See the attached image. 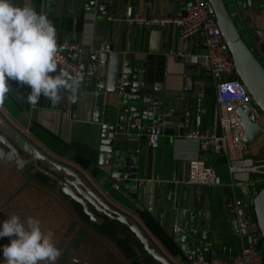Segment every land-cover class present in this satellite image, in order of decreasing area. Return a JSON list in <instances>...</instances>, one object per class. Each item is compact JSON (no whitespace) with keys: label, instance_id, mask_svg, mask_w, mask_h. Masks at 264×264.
I'll list each match as a JSON object with an SVG mask.
<instances>
[{"label":"crops","instance_id":"crops-1","mask_svg":"<svg viewBox=\"0 0 264 264\" xmlns=\"http://www.w3.org/2000/svg\"><path fill=\"white\" fill-rule=\"evenodd\" d=\"M187 1L13 0V3L21 7L28 4L37 12L46 13L56 27L57 42L71 40L77 43L81 48L80 58L86 52L97 51L101 44L107 43L110 45L109 53H118L122 59L133 63L144 86L149 89L157 87L160 98L168 95L172 104L175 99L179 101L178 118L182 113L184 122L180 123L176 118L173 124H177L178 128L183 126L184 133L175 135L156 132L158 146L154 149L148 144L151 133L143 132L144 123L135 126L125 120L123 132L118 134V139L133 152L137 160L133 185L117 183L98 165L102 127L105 123L114 125V121L108 118V112L109 104L116 102L106 95L102 120L99 122L95 113L94 91L86 88V76L76 93L75 102L67 100L65 96L59 105H53L51 101L41 97L38 105L32 106L26 102L31 89L17 81L8 80L10 93L0 108V117L8 126L52 160L75 170L102 201L138 224L151 243L173 264L189 263V258L182 249L180 233L190 214L205 219L208 239L216 246V249L210 247L200 251L204 256H227L243 246L242 236L236 232L239 228L238 213L228 215L226 206L235 197L243 202H250L257 192L256 185L261 183L254 176L249 181L231 183L226 158L212 150L199 152L198 140L187 136L194 128L193 107L196 97L203 100L202 129L211 133L219 131L215 79L204 59L199 58L205 53L201 37L196 35L181 40L180 30L174 26L147 29L127 25L123 21L129 5L141 15L168 16L181 12ZM258 4L257 7L241 10L240 28L247 27L249 32L259 31L263 36L264 46V4L261 0H258ZM222 41L225 45L223 36ZM248 41L253 45V40ZM177 52L192 57L180 58ZM261 55L264 57V52ZM67 95L70 96L71 93ZM258 120L263 133L247 146V156L252 158L260 154V148L264 147V118L260 121L258 117ZM4 132V128L0 126V133ZM21 156L24 157L22 154ZM196 158L205 160L213 167L220 178V184L204 186L187 181L188 162ZM4 161L11 167L15 180L11 178L10 202L5 201V196L0 193L1 212H6L8 217L17 215L25 221L28 216L19 209V204H24L34 211L30 217L40 223L48 220L61 221V224H50L49 227L53 243L61 251L56 264H124L120 258L112 262L111 258L119 256L110 247L113 245L115 248V244L105 236H99L93 226L89 224L94 229L91 230L84 224H70L73 222L71 215L74 211L68 201L70 198L63 195L60 189L57 198L40 184L32 186L33 182L30 180L22 192L12 196L17 187L16 166L14 162L11 161L10 165L6 158H0V162ZM43 164L45 167H40L46 168L47 164ZM28 165L31 164L26 166ZM18 173L19 180L20 176L31 178L21 170ZM135 183L138 186L135 187ZM132 188L136 191L132 192ZM89 209L94 208L89 206ZM94 211L97 212L95 209ZM245 216L250 217L249 210L245 211ZM78 221L80 222L79 219ZM147 221L148 224H153L155 230L147 226ZM154 224L160 228L164 237L173 240L180 253L168 252L161 241L163 236L157 235ZM41 230L43 231L42 227ZM191 241V238L187 239L185 249L192 248Z\"/></svg>","mask_w":264,"mask_h":264},{"label":"water","instance_id":"water-1","mask_svg":"<svg viewBox=\"0 0 264 264\" xmlns=\"http://www.w3.org/2000/svg\"><path fill=\"white\" fill-rule=\"evenodd\" d=\"M90 1L102 2L103 0ZM206 1L211 17L216 21L224 38L226 55L233 61L237 75L264 114V57L261 55L264 52L263 36L259 31L249 32L250 29L247 27L241 29L237 26L238 22H242L241 10L257 7L258 0ZM261 3L264 4V0H261ZM244 35L253 40V45L245 40ZM80 52L74 57L85 72L86 88L94 91L96 119L99 122L102 120L106 95L108 99L116 102V104H109L108 112V118L114 121V125L105 123L102 127L98 165L117 183L133 185L137 172V160L133 152L118 139L120 138L118 134L123 132L125 120L127 119L135 126L144 123L143 132L146 134L163 132L182 135L185 131L183 126L178 128L177 124H173L178 118L179 101L175 99L172 104L170 96L160 98V90L157 87L149 89L144 86L138 69L129 60L122 59L118 53L89 51L80 58ZM238 114L243 129L242 139L248 146L263 133V127L249 119L248 107L245 111L239 107ZM178 122H184L182 113ZM0 126L5 130L3 134L0 133V142L7 148L4 157L14 162L19 170L31 164L37 171L56 181L63 195L80 204L91 222L100 223L95 214L89 210V206L110 220L118 221L128 227L144 251L155 261L160 264H173L161 251L151 245L149 238L138 224L102 201L75 170L43 154L15 129L8 126L1 117ZM39 163H46L47 167L42 168L38 166ZM131 191L134 192L136 189L132 188ZM250 208L255 215V222L251 223V227L244 222L245 211ZM238 223L243 247H247L248 235L256 228L261 232L264 240V186L256 192L250 202H243L238 211ZM208 233L205 228V219L190 214L187 224L182 227L180 233L182 249H185L188 238L192 239L191 246L197 252L210 247L216 249V246L209 241Z\"/></svg>","mask_w":264,"mask_h":264},{"label":"built area","instance_id":"built-area-1","mask_svg":"<svg viewBox=\"0 0 264 264\" xmlns=\"http://www.w3.org/2000/svg\"><path fill=\"white\" fill-rule=\"evenodd\" d=\"M123 21L127 25L147 29H163L174 26L180 30L181 40L196 35L201 37L205 53L199 58L204 59L215 79L219 131L211 133L202 129L203 100L201 97H196L193 107L194 128L187 136L198 140L199 152L204 153L212 150L215 154L223 155L226 158L231 183L249 181L250 175H257V181L264 182V160H256L247 156V145L242 139L243 129L238 114L239 107L243 111L248 107L249 119L257 122L259 113L256 107L258 106L237 75L233 61L226 55L220 29L211 17L206 0H188L181 12L168 16L141 15L132 5H129ZM57 44L60 49L57 57L58 69H64L73 76L80 74L84 79L85 72L74 57L81 51L80 46L71 40H63ZM98 50L109 52L110 45L103 43ZM176 54L180 58L192 57L183 52ZM148 144L153 149L158 146L156 132L150 134ZM187 181L204 186L220 184V178L216 171L201 158L188 162ZM136 186L138 185L135 183ZM242 204L243 201L235 197L227 204L226 212L228 215H235ZM244 222L251 227V223L255 221L250 215V217L246 216ZM236 232L241 234L239 228ZM184 252L189 258L188 264H264V242L258 228L248 235L246 248L241 246L227 256H204L193 248H186Z\"/></svg>","mask_w":264,"mask_h":264},{"label":"clouds","instance_id":"clouds-1","mask_svg":"<svg viewBox=\"0 0 264 264\" xmlns=\"http://www.w3.org/2000/svg\"><path fill=\"white\" fill-rule=\"evenodd\" d=\"M59 51L56 27L46 13L28 4L21 7L13 0H0V108L10 93L8 80L31 89L26 102L32 106L41 97L53 105L65 96L75 102L83 76L58 69ZM3 237L10 238V244L3 247L5 264H56L61 255L52 233L45 234L39 220L32 217L22 221L17 215L9 216L0 225Z\"/></svg>","mask_w":264,"mask_h":264},{"label":"rangeland","instance_id":"rangeland-1","mask_svg":"<svg viewBox=\"0 0 264 264\" xmlns=\"http://www.w3.org/2000/svg\"><path fill=\"white\" fill-rule=\"evenodd\" d=\"M237 26L240 27V23L239 22L237 23ZM244 38H245V40L247 42H249L247 36L244 35ZM256 108H257L258 113H259V119H261L260 121H262V118H264V114L260 110L259 107H256ZM5 151H7V148L5 146H3L1 144V142H0V158L3 157L4 160H5V157H4ZM259 151H260V154H258L257 156H253L254 159H256V160L257 159L264 160V147H261ZM6 162L10 163V165L12 164L11 161L8 160V159H6ZM38 166L45 167V164L39 163ZM15 168H16V171L20 172V170L17 167H15ZM16 171H15V176H16V179H17V181H16V186L17 187L13 191L12 196L13 195L16 196L17 194L22 192V190H24V188L27 187L26 183L29 182L30 180H32V182H33L32 186H35L34 184H37V185L40 184L39 186H41L44 190L49 191L54 196H57V198L59 197V191L58 190L60 189V185L54 180H49L47 183L41 182L38 179V177H36V175H35V171H36L35 168H31V167H27L26 168V166L24 168H22L21 172L23 174H25V175H29L31 178L27 177L25 179V177L20 176L21 180H19L18 175H17L19 173L18 172L16 173ZM252 176H254L255 178L258 177L257 175H251L250 177H252ZM11 178L15 180V178L12 177L11 167L8 166L5 163V161H4V163L0 162V193L5 196V198L7 200L5 198H4V200L7 201V202H10V200H11ZM35 187H37V186H35ZM250 200H252V198ZM19 205H21L19 209L21 211L23 210L28 217L33 216L34 211H32V209L28 205H24V204H19ZM250 212L253 214L252 210L249 209V213ZM8 214H9V212H8ZM74 214H75V212H72L71 216H72L73 222L70 223V224H84L86 226V228L88 227L89 229L94 230L88 223H86L83 220H81L76 214H75V216H76L75 217ZM225 214H226V212H225ZM59 217L61 218L60 215H59ZM254 217H255V215H254ZM8 218L9 217H8L7 213L6 212H1V208H0V225H2L3 221L7 220ZM78 219L80 220V222L78 221ZM57 221L58 222H54L53 220H50V221L48 220L47 222L43 221L42 223H40V225L43 228V231L45 232V234L49 233L50 224H56V223L61 224V221H59V220H57ZM96 233L99 236L103 237V235H101L100 233H98V232H96ZM263 242H264V240H263ZM9 244H10V238H8V237L0 238V264H5L4 258H3V247L5 245H9ZM97 245H99V243ZM107 245L109 246L108 243H107ZM111 246H112L113 252L119 254V256H115V257L111 258L112 262L113 261H118L119 258H120L121 262H123L124 264H129V261L120 253V251L116 247L114 248L113 245H110V247ZM108 249H109V247H108ZM114 253H111V254H114ZM44 264H47V262H44Z\"/></svg>","mask_w":264,"mask_h":264},{"label":"trees","instance_id":"trees-1","mask_svg":"<svg viewBox=\"0 0 264 264\" xmlns=\"http://www.w3.org/2000/svg\"><path fill=\"white\" fill-rule=\"evenodd\" d=\"M27 167L32 168L33 166L28 165L26 166V168ZM35 175L43 183H47L49 180H51L49 177H47L46 175L42 174L37 170L35 171ZM256 186H257L256 191H258L262 186H264V182L258 183ZM64 198L68 199L65 196ZM68 201L72 210L76 213V215L84 222L93 226L98 233L111 240L115 244V246L119 249V251L125 256V258L129 260L130 264H160L144 251L142 245L136 239L133 233L128 229V227L120 224L118 221L110 220L109 218H107L102 214H98L97 212L94 211V209L91 210L89 209V210L95 214V217L100 221V223L96 224L94 222H91L89 220V217L83 212L80 204L70 199H68ZM250 210L252 209L250 208ZM250 215L252 219L255 221L254 213L252 214L250 212ZM154 225L157 228V235L163 236L161 237V241L165 246V248L168 250V252L171 254L180 253V250L177 248V245L173 242V240L170 237H164V235L160 233L161 232L160 228H158L156 224ZM147 226H149V228H151L152 230H155L153 224H148V221H147ZM151 245L154 246L152 243Z\"/></svg>","mask_w":264,"mask_h":264}]
</instances>
